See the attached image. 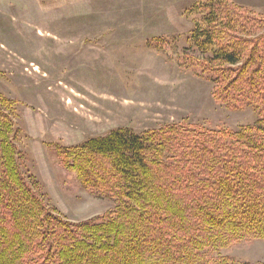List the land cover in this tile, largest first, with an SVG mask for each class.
<instances>
[{"label": "trees", "instance_id": "16d2710c", "mask_svg": "<svg viewBox=\"0 0 264 264\" xmlns=\"http://www.w3.org/2000/svg\"><path fill=\"white\" fill-rule=\"evenodd\" d=\"M190 13L189 50L201 54L186 60L217 102L253 109L256 122L118 129L58 150L65 171L116 203L71 222L22 173L18 103L0 93V264H253L219 253L264 241V14L232 0H198Z\"/></svg>", "mask_w": 264, "mask_h": 264}, {"label": "rangeland", "instance_id": "374dc122", "mask_svg": "<svg viewBox=\"0 0 264 264\" xmlns=\"http://www.w3.org/2000/svg\"><path fill=\"white\" fill-rule=\"evenodd\" d=\"M197 1L0 0V93L18 103L21 170L65 219L97 218L116 203L65 171L58 150L118 129L140 134L184 121L238 130L256 122L253 109L217 102L214 84L186 60L201 54L188 42ZM232 1L264 14V0ZM219 254L264 264V241Z\"/></svg>", "mask_w": 264, "mask_h": 264}, {"label": "bare ground", "instance_id": "6f19581e", "mask_svg": "<svg viewBox=\"0 0 264 264\" xmlns=\"http://www.w3.org/2000/svg\"><path fill=\"white\" fill-rule=\"evenodd\" d=\"M37 69V68H36Z\"/></svg>", "mask_w": 264, "mask_h": 264}]
</instances>
